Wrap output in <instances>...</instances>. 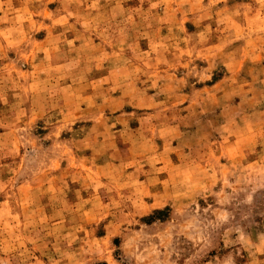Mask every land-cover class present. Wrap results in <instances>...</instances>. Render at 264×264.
<instances>
[{"label":"clouds","instance_id":"obj_1","mask_svg":"<svg viewBox=\"0 0 264 264\" xmlns=\"http://www.w3.org/2000/svg\"><path fill=\"white\" fill-rule=\"evenodd\" d=\"M0 264H264V0H0Z\"/></svg>","mask_w":264,"mask_h":264}]
</instances>
